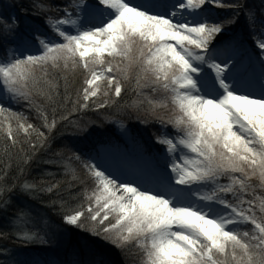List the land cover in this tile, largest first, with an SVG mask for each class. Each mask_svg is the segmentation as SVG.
<instances>
[{
  "label": "snow or ice",
  "instance_id": "snow-or-ice-1",
  "mask_svg": "<svg viewBox=\"0 0 264 264\" xmlns=\"http://www.w3.org/2000/svg\"><path fill=\"white\" fill-rule=\"evenodd\" d=\"M12 7L0 0V239L85 233L68 264H114L106 246L121 264H264V0H33L28 23ZM91 109L114 110L121 135L73 118ZM38 153L66 179H27Z\"/></svg>",
  "mask_w": 264,
  "mask_h": 264
},
{
  "label": "trees",
  "instance_id": "trees-1",
  "mask_svg": "<svg viewBox=\"0 0 264 264\" xmlns=\"http://www.w3.org/2000/svg\"><path fill=\"white\" fill-rule=\"evenodd\" d=\"M58 3H64L65 0H57ZM225 4L229 2V0H223ZM251 3L259 5L260 0H250ZM4 4H11L14 7L7 9L8 12H11L13 15L18 17L22 23L30 22L27 18L33 14V0H3ZM207 7H211L215 9L214 16L217 15H225L231 13V9L227 7H216L215 5H208ZM241 27L237 28V31H242L243 19H241ZM248 39L249 45H251V40ZM81 74H77L74 78L75 85L74 87H78L81 83ZM91 103V102H90ZM113 115L114 110L108 109H100L99 111L95 109H91L84 114H74L73 118L77 116L83 115L84 119L96 121L95 127L99 131H107L110 135L115 138L116 136L121 135L119 132V126L116 123L108 122L104 120V115ZM29 118L35 122L34 116L29 114ZM126 123L133 130H143L146 134L150 135L151 132L156 131L159 132L160 125L158 124H149V125H141L136 120H127ZM3 132H0V144H2ZM59 139V138H58ZM155 143L154 139L152 141ZM162 148V146H159ZM47 159L43 153H38L37 161H33L30 168L27 170L26 178L29 180L40 181L43 179L45 182L53 181L52 177L44 175L46 171H51L56 173L55 179L57 180H65L66 178L62 175V169L59 167H54L43 163V160ZM13 169V173H14ZM80 175L83 176V172H80ZM63 187V184H61ZM63 195H67L64 193ZM47 195L44 196V199L47 200ZM27 203L29 206L34 208L36 211L41 213H46L49 217L55 220L57 223L59 222V217L55 216V214L48 208H46L39 201L31 200L27 197H13V205L23 206ZM6 220L4 218V214L0 213V230H7L5 228ZM79 236H86L85 233H77V230H73L71 228L67 229L66 235H57V238L51 241L47 245H28L23 246L16 242L13 238L9 237L7 240L0 239V245H7L10 249L20 250L19 258L25 261H28L29 264H68L73 258V248L77 244V240ZM94 239V238H90ZM26 247L27 250H23ZM110 250L109 259L114 262V264H121V256L120 253L111 246H106ZM4 257L0 256V259Z\"/></svg>",
  "mask_w": 264,
  "mask_h": 264
},
{
  "label": "rangeland",
  "instance_id": "rangeland-1",
  "mask_svg": "<svg viewBox=\"0 0 264 264\" xmlns=\"http://www.w3.org/2000/svg\"><path fill=\"white\" fill-rule=\"evenodd\" d=\"M209 15H213V11L212 10H208V13ZM119 132L121 133L120 129H119Z\"/></svg>",
  "mask_w": 264,
  "mask_h": 264
}]
</instances>
